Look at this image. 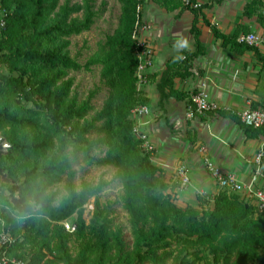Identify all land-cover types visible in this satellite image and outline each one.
Here are the masks:
<instances>
[{
    "label": "trees",
    "instance_id": "obj_1",
    "mask_svg": "<svg viewBox=\"0 0 264 264\" xmlns=\"http://www.w3.org/2000/svg\"><path fill=\"white\" fill-rule=\"evenodd\" d=\"M81 1L0 0L6 13L0 31V131L10 144L0 158L8 178L0 179V232L12 238L3 251L23 264H264V210L227 189L212 198L196 195L197 207L178 205L133 131L132 109L148 102L135 75L137 0H117L118 26L84 64L70 56L69 38L88 31L103 8ZM150 1L167 11L189 7L183 0ZM254 4H246L244 14ZM198 10L193 8L190 27L195 50L180 53L185 63L202 52ZM210 27L235 52L254 48L237 41L240 31L247 33L244 28L225 35ZM93 66L100 67L99 81L108 90L99 109L92 103L98 88L81 99L68 76ZM167 69L157 86H169L172 94L169 79L176 72ZM242 127L250 138L264 137V125ZM78 158L112 168L111 178L77 186ZM260 168L264 180V143ZM114 182L116 200L102 202L101 193ZM115 203L127 216L129 235L114 217ZM64 220L73 231L64 228Z\"/></svg>",
    "mask_w": 264,
    "mask_h": 264
},
{
    "label": "crops",
    "instance_id": "obj_2",
    "mask_svg": "<svg viewBox=\"0 0 264 264\" xmlns=\"http://www.w3.org/2000/svg\"><path fill=\"white\" fill-rule=\"evenodd\" d=\"M149 2L142 16L151 28L142 37L153 46L154 62L153 76L143 87L150 114L143 118L146 123L142 129L153 146L151 160L170 185L176 203L197 207L198 191H204L210 198L219 191L204 165L203 154L222 172L234 173L238 179L248 181L254 171V158L264 143L263 136H246L237 115L241 110L264 105V15L261 13L264 0H191L199 4L195 26L202 52L189 57L186 63L184 59L174 62L173 58L181 51L173 46L183 36L190 43L183 52L195 50V38L190 31L195 17L193 8L167 11ZM251 2L255 4L244 14L245 5ZM206 21L225 35H231L238 27L244 28L247 33L259 35L262 42L253 49L235 52L230 44H222L214 36ZM166 69L176 72L169 79L170 89L175 92L172 94H168L169 86L160 89L157 86ZM203 82L215 107L204 116L189 119L185 115L187 100ZM160 90L164 94L161 99ZM200 146L203 152H199ZM179 164L188 169L190 184L186 187L180 186L175 173Z\"/></svg>",
    "mask_w": 264,
    "mask_h": 264
},
{
    "label": "built area",
    "instance_id": "obj_3",
    "mask_svg": "<svg viewBox=\"0 0 264 264\" xmlns=\"http://www.w3.org/2000/svg\"><path fill=\"white\" fill-rule=\"evenodd\" d=\"M150 0H137L135 7V21L132 30V38L137 42L135 50L137 64H136V80L137 89L143 88L148 83V75L152 73L154 62V49L150 41L142 37V33L150 30L148 22L143 20V11ZM185 5L192 8L199 7L198 3L191 2V0H183ZM264 15V6L261 9ZM5 11L0 7V31L5 25ZM237 41L245 43L249 46H258L262 39L259 35L253 32L240 33L237 36ZM215 105L210 102L206 93V83L203 82L200 88L189 95L186 105V117L193 119L195 117L204 116L208 111L213 110ZM150 114V109L147 105H138L131 111L132 119L134 120L133 131L137 138L141 141V146L146 152H152L153 146L148 139V135L142 126L146 123L143 118ZM239 120L242 124L253 128H259L264 125V105L257 108H249L237 112ZM203 147H199V152H203ZM262 155V148L258 151L254 158V171L249 177L248 181H242L236 177L234 173H224L215 164L203 154V161L206 169L217 183L219 189H227L233 192L243 194L247 199H250L259 210H264V180H262V170L260 168V160ZM175 173L180 180V186L186 187L190 184V176L188 169L184 164H179L175 167ZM197 195H208L204 191H198ZM93 199L85 205V211L92 213ZM67 231H73L74 225L67 220L61 222ZM12 238L4 231L0 232V264H23L19 260L8 256L3 251L2 246L10 243ZM264 260V251H263Z\"/></svg>",
    "mask_w": 264,
    "mask_h": 264
},
{
    "label": "rangeland",
    "instance_id": "obj_4",
    "mask_svg": "<svg viewBox=\"0 0 264 264\" xmlns=\"http://www.w3.org/2000/svg\"><path fill=\"white\" fill-rule=\"evenodd\" d=\"M64 1L65 0H59V4L61 5ZM70 2L73 4L81 3L82 1L70 0ZM94 2L96 8H103L99 17L95 20L88 31L82 32L79 35L71 36L69 38V54L80 64H84L85 61L94 53L99 54L101 52V47L105 43L107 36L112 35L119 24L121 4L117 0H94ZM149 4H152L151 6H157V4L153 2H149ZM99 71L100 67L93 66L90 71H85L82 69L78 71H71L68 74V76L74 78L72 90L76 92L78 97L81 99L85 98L88 92L91 90L98 88L97 94L92 99V103L96 109L101 107L108 93L107 88L101 85L99 81ZM0 136H3L1 131ZM73 169L76 172L75 182L77 186H79L81 181L96 182L101 176H103L106 180H109L114 171L109 167H96L87 165L79 158L74 162ZM118 193L119 185L114 182L109 187L104 189L100 195V200L102 202H112L116 200ZM114 207V217L116 218V221L125 226V232L129 235L126 214L121 210V207L118 203H115ZM90 215L91 213H87L86 218H88ZM70 219L73 221L74 216ZM168 264H170V262H168Z\"/></svg>",
    "mask_w": 264,
    "mask_h": 264
},
{
    "label": "clouds",
    "instance_id": "obj_5",
    "mask_svg": "<svg viewBox=\"0 0 264 264\" xmlns=\"http://www.w3.org/2000/svg\"><path fill=\"white\" fill-rule=\"evenodd\" d=\"M174 50L183 51L187 50L190 47V43L186 37L181 36L178 38L174 44ZM184 57L182 55H177L173 58L174 62L182 60Z\"/></svg>",
    "mask_w": 264,
    "mask_h": 264
},
{
    "label": "water",
    "instance_id": "obj_6",
    "mask_svg": "<svg viewBox=\"0 0 264 264\" xmlns=\"http://www.w3.org/2000/svg\"><path fill=\"white\" fill-rule=\"evenodd\" d=\"M10 148V144L5 140L4 137L0 136V158L2 155H5ZM0 179L3 182H8L5 172L0 167Z\"/></svg>",
    "mask_w": 264,
    "mask_h": 264
}]
</instances>
